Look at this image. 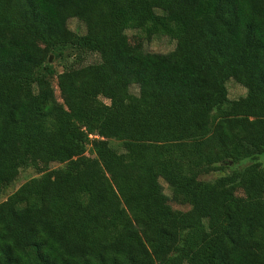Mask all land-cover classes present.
I'll list each match as a JSON object with an SVG mask.
<instances>
[{
  "label": "trees",
  "instance_id": "1",
  "mask_svg": "<svg viewBox=\"0 0 264 264\" xmlns=\"http://www.w3.org/2000/svg\"><path fill=\"white\" fill-rule=\"evenodd\" d=\"M128 28L174 46L144 51ZM66 49L98 59L56 72ZM258 154L264 0H0V193L59 164L0 201V264H264V166L197 177Z\"/></svg>",
  "mask_w": 264,
  "mask_h": 264
},
{
  "label": "rangeland",
  "instance_id": "2",
  "mask_svg": "<svg viewBox=\"0 0 264 264\" xmlns=\"http://www.w3.org/2000/svg\"><path fill=\"white\" fill-rule=\"evenodd\" d=\"M98 11H102L101 13L103 14L105 13L104 9H99ZM66 25L67 28H69L70 30L76 33H82L84 30L83 24L75 18H68L66 21ZM125 34L127 35V39L131 44L137 45L140 49L144 51L164 53L171 50L174 46L173 38L165 34H155L145 39L141 31L133 28L126 29ZM48 56L49 57L47 62L54 67L56 72L61 71L64 65H67L70 62V60H72L73 58L72 56H74L75 58L74 59L75 64H88L95 62L98 59L97 54L94 52H79L74 49H66L65 53L61 58L53 57L52 54H49ZM51 83L53 86L54 96L58 101H60L61 99L59 98V93L55 85V76H52ZM224 84L227 90V97L229 99L237 98L245 93V88L240 84L236 83L230 77L224 80ZM129 90L131 93L136 92L135 86H130ZM108 143L110 146L119 150V143L114 135L108 136ZM255 160L258 161L261 164V166H264V154L244 156V157L242 156L237 162H235L234 164L229 163L222 170H210L207 173L199 174L197 177L200 180H211L217 176L226 174L231 169H240L246 164ZM154 164L155 161H152L149 164V168L153 167ZM58 165L59 164L57 162L51 161L49 159H39L34 164H26L20 166L18 168L16 177L0 193V201L3 200L10 192L15 190L20 184H22L23 182L29 179L35 178L36 180L43 182L46 178V171ZM161 185L163 192L167 196H169L170 194L169 187L162 182ZM235 193L238 196H241L240 191L236 190ZM168 204L174 210L184 211L189 208V205L186 204L185 202L175 201L171 199L168 200ZM168 258H169L168 256L163 257L157 262V264H167Z\"/></svg>",
  "mask_w": 264,
  "mask_h": 264
},
{
  "label": "water",
  "instance_id": "3",
  "mask_svg": "<svg viewBox=\"0 0 264 264\" xmlns=\"http://www.w3.org/2000/svg\"><path fill=\"white\" fill-rule=\"evenodd\" d=\"M49 57V56H48Z\"/></svg>",
  "mask_w": 264,
  "mask_h": 264
}]
</instances>
